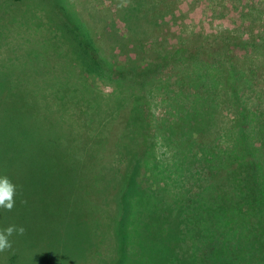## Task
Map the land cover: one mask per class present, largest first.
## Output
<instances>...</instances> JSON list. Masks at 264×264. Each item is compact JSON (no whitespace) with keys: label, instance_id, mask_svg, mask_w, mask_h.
Segmentation results:
<instances>
[{"label":"rangeland","instance_id":"obj_1","mask_svg":"<svg viewBox=\"0 0 264 264\" xmlns=\"http://www.w3.org/2000/svg\"><path fill=\"white\" fill-rule=\"evenodd\" d=\"M117 3L118 0H0V177H8L17 186L14 208L11 211L0 209V230L10 225L25 229L23 235L14 233L9 237L12 247L0 252V264H52L50 254L49 258L48 255L44 259L40 256L41 245L46 243L42 241L47 238L49 229L86 231L88 225L98 218V225L95 223L90 230L94 229L98 235L101 232L102 237L104 229L110 230L102 225L107 215L101 211L105 200H102L100 191L103 187L102 175L110 178V168H114V165L109 168L105 161L104 150L115 142L113 138L116 135H107L104 142L100 133H106L118 121H111L110 116L105 114L96 117V130L100 129L101 135L100 141L96 142L98 133L89 134L94 128L87 125L78 106L83 102L86 107L81 90L90 83V93L98 101L101 97L100 110L103 112L108 101L105 96L113 91L115 84L106 73L100 72V76L85 74L86 56L84 49L77 44L73 25L78 27L77 22L82 30L97 33L104 30L111 35L125 37V28L115 16ZM170 27L174 33L172 37H179V42L189 51L192 42L204 46L206 42L202 43V40H206L214 53L222 51L221 55L228 56V62L232 61L235 65L223 64L220 67L216 58L198 64L216 65L212 67L223 76L235 70L238 79L239 108L234 106V100L218 91L213 121L200 134L201 138L196 133L192 136L196 140L203 139L205 148L217 156L214 159L208 155L205 159L207 163L210 160L208 164L216 166L218 162L219 166L226 157L224 150L228 148L231 152L228 157H232L234 151L242 149L237 142L241 141L245 134L243 128L248 123L243 121V113L255 117L264 106V0H176L175 18L171 20ZM149 45V40H143L138 47L147 54ZM106 52L109 60L116 65L137 62L141 68L148 61L143 55L125 59L116 51L111 53V48ZM185 55L189 56L187 52ZM144 72L145 81L153 84L148 79H154L160 87L154 90L149 109L145 108L148 121L149 116L154 121L172 119L169 100L175 93L191 95L194 89L176 82L179 70L169 63L159 60L156 67ZM238 72H242V76ZM125 82L130 80L126 78ZM121 89L125 91L123 85L116 91ZM202 89L195 90L199 100L211 103L214 87ZM57 92L64 93L61 103L57 100ZM72 97L75 100H71ZM111 105L112 102L108 107ZM71 116H80L81 130L78 133L68 129ZM149 123V130H152L154 123ZM120 127L121 124H117V128ZM85 131L88 132L89 145L83 155L77 156V149L83 151L87 144L82 142ZM127 136L125 132L124 142ZM79 137L81 147L77 145ZM124 148L133 155H126L125 166L115 163L116 169L126 168L119 170L121 174L117 173L114 188L121 197L117 202L113 200L108 204L116 223L115 226L110 225L111 229L112 226L121 229L118 232L119 247L116 240L112 245L111 238L105 235L109 232H104L106 238H100L92 230L95 237L88 233L89 240L84 245L86 249L82 250V256H79V264H105L110 259L115 264H152L166 261L167 257L172 258L170 256H174L177 264L264 262L261 248L243 249L246 243H262L260 229H237V225L243 223L244 226L246 223L247 206L255 208L260 203L259 196H253L254 186L250 178L243 185V218L240 216L238 221L227 218L218 229H194L191 223L186 226L183 210L180 212L182 216L176 219L178 226L175 227L170 222L177 214L174 205L182 207L190 204L196 215L197 212L204 215L214 212L205 208L199 211L200 203L196 205L195 202L200 178L207 174V168L203 167L205 162L195 161L199 170L196 181L184 179L178 184L174 183L172 172L160 174L162 169L156 170L155 177H146L143 187L146 186L150 194L154 193L157 197L138 198L134 185L143 166L137 161L144 153L130 144ZM195 151L197 146L193 148ZM163 152L166 149L162 146L154 149L155 156ZM166 154L163 163L169 165L171 161L167 160ZM127 168L131 169L129 174H126ZM223 188L221 186L222 191ZM85 190L93 196H89L88 192L86 194ZM169 204L173 209L171 213L162 210V207L167 209ZM154 205L162 207L155 210ZM91 206L97 209L88 211ZM252 207L250 209L253 210ZM162 211L165 212L163 217ZM157 215L162 221H156ZM126 221L129 227L135 226L127 235L123 231ZM224 243L233 245L241 254L243 250V256L232 261L228 254L223 255ZM114 247L119 249V254L118 251L115 253ZM200 252H203L202 255Z\"/></svg>","mask_w":264,"mask_h":264},{"label":"trees","instance_id":"obj_2","mask_svg":"<svg viewBox=\"0 0 264 264\" xmlns=\"http://www.w3.org/2000/svg\"><path fill=\"white\" fill-rule=\"evenodd\" d=\"M9 1L18 2L20 0ZM175 6L176 0H118V3L115 5V16L125 28V37H120L116 34L111 35L108 31L104 30L98 33L95 31L89 32L85 29L82 30L81 24L77 22L76 24L79 28L73 25V32L78 38L77 44L84 49V54L86 56L87 67L85 74H95L98 76L100 72L101 74L106 73L107 78H112L111 80L115 84L113 91L105 96V99L108 101L105 102V107L102 112L100 110L101 97H98V101L96 99L97 97L91 94L92 92L89 88L90 83H87L85 88L81 90V93H84V99H86L84 101L86 107L84 103L81 102L79 103L78 110L80 115L85 116L84 118L87 125H92L94 128L89 134L98 133L95 137L96 142L97 140L100 141L101 135H103L102 140L104 142L107 141V135H116V137L113 138L115 142H113L108 149L104 150V159L109 164V168L111 165H114L115 168L116 162L124 166L126 165V161L128 160L126 155H133L132 152L124 151V147L129 146V144L132 145L133 148L143 151L144 155L140 156L137 161V164L139 162L142 164L143 171L142 173L138 171L137 183L134 185L135 195L138 198L144 196L147 199H154V197H157L154 193L150 194L146 186V188L143 187L146 177H155L156 170L158 171L161 168L162 172L160 171V174H163L165 171L168 173L172 172L173 179L175 180L174 183L178 184L179 181L183 182L184 179L196 181L199 170L195 167V161L198 163L205 162L203 167L207 168V174L200 178L201 181L198 184L199 190L196 194L197 200H195V202L196 205L200 203L199 211L205 208L214 212H210L211 214L208 213V215L197 212L198 214L196 215V213H193L195 212L194 207H190V204L187 206L182 205V207L174 205L177 214L170 222L174 224L175 227L178 226V220L176 219L182 216L180 212L183 210L186 226H188L187 223H191L194 229H218L223 223V220L225 221L227 218L233 221H238L240 216L243 218V185L248 178H250L254 186L253 196H259L260 203L256 205L255 208L247 206L248 214L246 223L244 226L243 223L241 226L240 224L237 225V229H260L259 236L262 243L260 245L246 243L243 249L246 250L253 247L261 248L262 257L264 258V106L255 117H252L250 114L244 115L243 113V121H248V123L245 124L243 128L245 134L243 133L241 141L237 142L238 146L242 147V149L237 152L234 151L233 156L228 157L231 155V152L227 148L223 152L226 157H224L222 162L217 160L221 162L219 166L218 162H216V166L214 164H208L210 160H208V163L207 160H205L208 155L213 156L214 159H216L217 156H215L212 151L205 148L203 139L198 140V138H201L199 137L200 134L204 132L205 128H208L215 117L213 110L216 106L215 96L219 93L218 91L226 98L234 100V106L239 108V98L237 96L238 82H236L238 79L235 77V70L223 76L216 71V65H212L215 67L211 65H198L205 64V61L209 62L210 59L216 58L220 62L218 64L220 67H222L223 64L231 67L235 66L232 61L231 63L228 62V56L224 54L221 55L222 51L214 53V49L208 47L206 40H202V43L206 42L204 46H197L195 45L196 41L192 42L189 51L188 48H185V46L179 42V37H172L174 33L170 25L171 20L175 18ZM143 40L150 41L147 54H144L138 47L140 41ZM110 48L111 53L116 51L125 59L131 56L139 58L143 55L144 58H148V61L145 62L141 68L137 62L133 64L128 62L126 63L128 65H116L110 61L107 56L106 50L110 51ZM185 52L188 53V57L185 55ZM178 54H180L179 57ZM159 60L163 61L165 64L169 63L175 68H178L179 72L176 82L178 84H187L194 89V93L191 95L181 93L174 94L173 98L169 100L168 103L171 108L170 110L173 112L172 119L165 118L154 121L153 117L149 116L148 121L145 108H147V110L149 109L151 100L155 95L154 90H158L160 87L158 86L159 84H156L157 81L154 79H148L153 84H149L148 81H145L144 71L153 66L156 67V63H158ZM95 67H98V69L96 70ZM139 69L140 71L138 72ZM255 69L257 70V67ZM142 70L143 72H141ZM113 75L115 77H113ZM240 75L242 76V72L239 73V76ZM126 78L130 80V82L126 83ZM122 85L125 91L123 89L116 91V89L122 87ZM147 85L149 87L148 90ZM201 87H203L202 91L205 88L214 87V95L210 98L211 103L206 102L204 99L202 101L199 100V96H197L198 92L196 93L195 90ZM56 97L58 102L61 103L65 96L64 93L57 92ZM189 98H191V100H189ZM71 100H75L74 97H72ZM111 102L113 105L108 107ZM100 114L110 116L109 118L112 119L111 121L115 123L118 121L115 126L108 129L104 134L100 133V129L98 131L96 130V117H100ZM149 122L154 123L152 130H149ZM79 124L80 116H78V118L71 116L68 129H70L72 133H78V130H81ZM117 124H121V127L117 128ZM121 129L122 131H120ZM125 132L128 134L126 142H124L123 138ZM194 133L198 135L197 140L195 137H192ZM82 142H86L87 144L84 146L83 151H80L79 148L77 149V156L83 155L89 145L88 132L86 131L82 137ZM77 145L80 146V137L78 138ZM157 146L164 147L166 152L155 156L154 149ZM195 146H197V151L193 152ZM165 153H167L166 155L168 156L167 160L171 161L169 165L163 163ZM112 168L113 167L110 168V178L106 179L104 174L102 175L101 183L103 187L100 191L102 200H105L103 201L104 207H102L101 211L107 215V217L103 218L102 225L108 228V230L110 229L111 234L110 230L107 231L104 229L103 231L101 230L103 233L102 237L101 232L98 235V232H95L94 229L90 230V227L95 223L98 225V218L93 220L92 225H88L89 229H86V231L84 229H49L50 232H48L47 238H43L42 241L46 243L41 245V259H44L45 255H48L49 258L50 254L52 257L49 261L52 264H79V256H82V250L86 249L84 245L87 244L89 240L88 233H90L92 237H95L92 235V230L95 235H98L97 237L101 236L100 238H106V235L108 238H111L112 245L116 240L117 248L119 247L120 239L118 240V232H121L119 231L121 229H116L118 226L114 228L116 225L115 217L113 218L112 209H110L111 206L108 204L109 202H113V200L117 202L121 197L114 188H116L117 173L121 174L119 170L122 168ZM214 170L217 172L214 173ZM126 171V174H129L131 169L127 168ZM220 185L224 187L223 191ZM87 192L85 190L86 194L89 193V196H93V193ZM94 193H97L96 189H94ZM98 197L99 193L97 198ZM220 205L222 209H218ZM161 207L160 205H154L153 209L159 210ZM250 207H252L253 210L250 209ZM87 209L90 211L97 208H92L91 206ZM164 209L167 210L166 212L168 213H171L173 210L170 204L167 209L162 207V210ZM189 209L190 212L188 211ZM106 210L108 211L106 212ZM219 210L220 212H217ZM223 211L224 213L222 214ZM162 213L163 217L165 212L162 211ZM190 214H192L191 218L189 217ZM158 220L162 221V218L159 219L157 215L156 221ZM112 224L114 225L112 226L113 229H111L110 226ZM124 227L126 229H123V231L125 235H127L126 233L135 226L129 227V222L126 221ZM104 232H109V234L107 235L106 233L104 235ZM223 248L222 254H228L232 261L239 260L238 258L243 256V250L241 254L237 252L233 245L224 243ZM114 250L115 253L118 251L119 254V249H115L114 247ZM202 253L203 252H200V255H202ZM170 257L172 258L169 259V257H167L168 260L161 263L153 262L152 264H177L174 256ZM69 260H71L70 263ZM105 264L115 263L110 259L109 262ZM257 264H264V262H258Z\"/></svg>","mask_w":264,"mask_h":264},{"label":"clouds","instance_id":"obj_3","mask_svg":"<svg viewBox=\"0 0 264 264\" xmlns=\"http://www.w3.org/2000/svg\"><path fill=\"white\" fill-rule=\"evenodd\" d=\"M16 191L17 186L8 177H0V209L11 211L14 208ZM24 232L23 226L16 225H10L6 229L0 230V252L11 249L12 244L9 237L14 233L23 235Z\"/></svg>","mask_w":264,"mask_h":264}]
</instances>
